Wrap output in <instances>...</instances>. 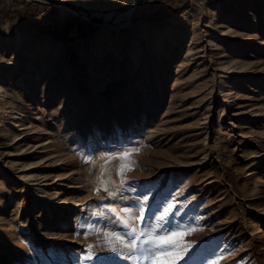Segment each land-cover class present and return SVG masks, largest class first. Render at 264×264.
Masks as SVG:
<instances>
[{
	"label": "rangeland",
	"instance_id": "1",
	"mask_svg": "<svg viewBox=\"0 0 264 264\" xmlns=\"http://www.w3.org/2000/svg\"><path fill=\"white\" fill-rule=\"evenodd\" d=\"M135 10L0 0V264H140L115 237L169 203L189 264H264V0Z\"/></svg>",
	"mask_w": 264,
	"mask_h": 264
},
{
	"label": "snow or ice",
	"instance_id": "2",
	"mask_svg": "<svg viewBox=\"0 0 264 264\" xmlns=\"http://www.w3.org/2000/svg\"><path fill=\"white\" fill-rule=\"evenodd\" d=\"M125 165H121V168ZM106 190V189H105ZM143 199L147 200V196ZM174 205L169 203L167 206H162V211L159 214L153 213L149 220H145L144 208L140 207V215L137 219L144 221V228L138 229L136 227H131L129 231L125 233L128 237L127 240L120 236H116L115 239L119 241L122 248L118 249L112 247L110 250L112 252H120L124 254V249L127 250V255L134 262L139 261L140 264H178V261H184V264H189V261L195 254L196 249H189L182 246L184 231H181V225H174L173 219L175 216L179 215L178 211H174ZM125 212L128 209L124 210ZM155 220L158 223L153 225L151 220ZM124 226L128 227V221L124 222ZM188 233L195 231L194 228H189ZM107 237L108 234L105 233ZM144 237V239H141ZM219 258H223L222 256ZM94 259V255L89 252L88 255L84 257L85 261H90ZM95 259H100L95 257ZM211 264V262H207Z\"/></svg>",
	"mask_w": 264,
	"mask_h": 264
},
{
	"label": "bare ground",
	"instance_id": "3",
	"mask_svg": "<svg viewBox=\"0 0 264 264\" xmlns=\"http://www.w3.org/2000/svg\"><path fill=\"white\" fill-rule=\"evenodd\" d=\"M44 0H33V2H36V3H44L43 2ZM65 1H67V0H65ZM69 2V1H68ZM74 4H76V5H78V6H81V7H84V8H86V9H88V10H90L91 12H93L95 15H97V16H101V17H103V19H105V20H107V19H109L110 17H112L113 15H114V11L112 10V11H108V12H105V10H102V9H98V8H92V7H88V6H86V5H84V4H79V3H74ZM136 10H135V8H131V9H128V10H126L125 12H123V13H121V14H119L118 16H116L115 18H114V23H113V25L114 26H118V25H122V24H124V23H126V22H128L129 20H131L132 19V17H133V14H134V12H135ZM244 11V10H243ZM156 34V33H155ZM159 36H161V35H159ZM163 37V36H162ZM161 39V38H160ZM157 40V39H156ZM199 44V43H198ZM160 46V45H159ZM161 48V47H160ZM201 49V48H200ZM203 49V48H202ZM191 51V50H190ZM200 51V50H199ZM193 53V52H192ZM250 53V52H249ZM187 54H190V53H188V49H187ZM212 56H215V55H212ZM196 57V56H195ZM198 57V56H197ZM205 58V57H204ZM203 59V58H202ZM213 59V58H212ZM216 59V58H215ZM23 68V67H22ZM35 69V68H34ZM6 78V77H5ZM3 79V78H2ZM23 82V81H22ZM23 85L25 86V87H27L26 86V83L24 82L23 83ZM29 86H31V85H29ZM38 107H39V104L38 103H36V109H38ZM7 108V107H6ZM10 108V107H9ZM13 108V107H12ZM11 110V109H10ZM11 113H12V111H11ZM16 113V112H15ZM25 116V115H24ZM26 116H29L28 114L26 115ZM19 119V118H18ZM16 127H17V124H16ZM23 133V132H22ZM5 176V175H4ZM32 178V177H31ZM30 178V179H31ZM10 179V178H9ZM44 190V189H43ZM258 190V189H257ZM261 190V189H260ZM59 192V191H58ZM45 193V192H44ZM60 193V192H59ZM42 195V194H41ZM41 195H39V196H41ZM43 195H45V194H43ZM10 197V196H9ZM51 199V198H50ZM61 200V198H56L54 201H52L51 202V204L53 205L51 208L52 209H54V208H57V209H60L61 207H57L58 205H61L62 204V201H60ZM11 204V203H10ZM79 204V203H78ZM77 204V205H78ZM73 205V204H72ZM47 207V206H46ZM43 209V208H42ZM51 210V209H50ZM76 210V207L74 206H70V208L68 207V211H67V213H66V228L65 229H72L73 228V224H74V211ZM79 213V212H78ZM31 214V213H30ZM36 214V213H35ZM46 222V221H45ZM54 223V222H53ZM39 224V223H38ZM58 225V224H57ZM75 227V226H74ZM241 253V252H240ZM230 262V261H229ZM232 262V261H231ZM225 264V263H224Z\"/></svg>",
	"mask_w": 264,
	"mask_h": 264
},
{
	"label": "water",
	"instance_id": "4",
	"mask_svg": "<svg viewBox=\"0 0 264 264\" xmlns=\"http://www.w3.org/2000/svg\"><path fill=\"white\" fill-rule=\"evenodd\" d=\"M29 1H33V0H29ZM145 1H147V0H132L131 2H129L127 4H125L119 8L114 9L113 10L114 15L107 20L103 19V17H101V16L95 15L93 12H91L90 10H88L84 7L78 6L74 3H71V2H68L65 0H44L43 2L48 3V4H52V5L65 6L68 9L75 12L78 16H80L82 19H84L86 21L100 23V24H104V25H111L114 23V18L116 16L125 12L128 9H131V8L136 9L140 4H142Z\"/></svg>",
	"mask_w": 264,
	"mask_h": 264
},
{
	"label": "trees",
	"instance_id": "5",
	"mask_svg": "<svg viewBox=\"0 0 264 264\" xmlns=\"http://www.w3.org/2000/svg\"><path fill=\"white\" fill-rule=\"evenodd\" d=\"M38 5H40V4H38ZM75 21L79 24V23H82V21H80V20H78V19H75ZM84 26H85V28H90L89 26H90V24H88V23H82ZM85 28H83V26H79V35H82V36H84L85 35V32L83 31Z\"/></svg>",
	"mask_w": 264,
	"mask_h": 264
},
{
	"label": "crops",
	"instance_id": "6",
	"mask_svg": "<svg viewBox=\"0 0 264 264\" xmlns=\"http://www.w3.org/2000/svg\"><path fill=\"white\" fill-rule=\"evenodd\" d=\"M0 14H1V11H0Z\"/></svg>",
	"mask_w": 264,
	"mask_h": 264
}]
</instances>
